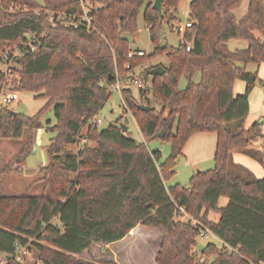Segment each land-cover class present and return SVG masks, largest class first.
Returning <instances> with one entry per match:
<instances>
[{"label":"trees","instance_id":"16d2710c","mask_svg":"<svg viewBox=\"0 0 264 264\" xmlns=\"http://www.w3.org/2000/svg\"><path fill=\"white\" fill-rule=\"evenodd\" d=\"M85 1L92 5L90 27L79 19L76 27L49 21V13L80 18L78 0H42L41 5L0 0V65L4 48L22 50L24 43L37 39L38 50L23 49L13 72L20 90L47 101L32 117L1 107L0 140H19L27 131L32 139L43 128V111L52 109L55 119L53 126L47 122L46 131L54 136L41 179L49 192L0 195V264H22L18 250L28 246L37 251L36 264H115L78 256L95 244L121 241L137 226L159 231L156 264H205L200 259L212 256L210 264H264V178L256 179L232 158L239 153L264 163V152L255 144L264 137L259 124L245 128L249 94L261 83L247 67L264 63V0H249L240 19L234 12L243 0H191L177 47L160 45L159 37L165 24L172 31L179 22L183 0H162V17L152 8L153 0ZM141 11L154 52L129 57L124 35H137ZM231 40L245 42L246 48L229 51ZM160 54L166 55L169 67H162L161 76L147 70L151 87L141 88L140 94L143 98L150 92L162 111L139 110L127 89L121 95L147 141L165 132L158 138L171 145L165 160L119 126L99 129L92 122L110 99L109 87L123 79L124 67L128 73ZM4 77L0 71V93ZM182 78L186 87L179 89ZM236 81L245 84L242 94L233 93ZM197 134L215 135L214 168L194 173L187 189L178 184L167 188L186 144ZM220 198L228 200L225 207L218 206ZM179 208L189 219H183ZM209 212L219 216L217 222L208 219ZM193 219L223 246L208 242L197 250Z\"/></svg>","mask_w":264,"mask_h":264},{"label":"rangeland","instance_id":"374dc122","mask_svg":"<svg viewBox=\"0 0 264 264\" xmlns=\"http://www.w3.org/2000/svg\"><path fill=\"white\" fill-rule=\"evenodd\" d=\"M35 1L39 5L42 4V0ZM190 1L191 0H183L179 3L177 14L179 22L172 24V31L171 29H168L166 24L163 26V30L159 37L160 45L177 47L182 41V32H179L180 34H178L177 29L179 27L184 28L187 22L188 5ZM86 3L88 9H90L92 5L88 1H86ZM248 3L249 0H243L240 8L234 12L236 19H240L246 13ZM40 10L41 9H36L35 11L39 12ZM137 30V35L133 37L124 35L130 42V53H132V55L134 54L133 56H136L139 51L144 52L147 56L152 54L154 52V46L143 21V11L140 12L137 19ZM256 34L258 33L256 32ZM227 47L229 51L241 50L246 48V43L239 40H231L227 43ZM8 49L9 48H4L2 53ZM14 49L16 50L17 48ZM14 67L15 69L18 68L17 65H14ZM157 67H169V62L165 54H160L147 60L136 68H133L128 73L125 71L127 69L126 65L123 69L124 73L121 74L123 79L116 82L117 84L119 83L120 91L115 89L116 85L109 87V91L111 92L110 99L105 103L96 119L100 121V124L98 125L99 129H105L109 126H119V124L125 125L127 127L126 131L132 139L138 143H145L150 152L159 151L162 160H165L171 153V145L169 141L161 139L147 141L138 129L132 111L125 108L121 95L123 93L121 90L127 89L131 92L138 105L150 107L157 112H161L162 105L152 98L151 93L148 92L146 96L141 98L140 89L133 82L134 79L140 80L143 83V88L150 90L152 78L151 76L146 75L145 72L151 69L154 70ZM255 69L256 66L254 65H249L247 67L248 72H253ZM4 78L5 82L2 91L9 89L18 94V101L7 105L13 113L32 117L44 108L47 102L45 99H37L34 97V93L20 90L21 84L19 77L14 74V72H12L10 76H5ZM186 83L187 82L184 78L180 79L178 88L184 89ZM250 94L252 107L250 116L245 124L248 126L253 123H258L259 134L264 136V92L259 84H257ZM3 106L4 105H2L0 101V108ZM48 121L50 122L49 126L55 124L52 109L43 111L40 117V123L43 128L34 132V137L32 139H30V133L27 131L23 133L24 135L19 140H0V195L38 196L49 192L44 189V183L41 181L44 176L42 170L48 163L46 148L50 139L54 136L53 133L46 131ZM85 132L86 130L83 129L82 133L85 134ZM83 144L84 141H81L78 147L81 149ZM255 144L256 146L261 147L264 152V137H258ZM67 148L69 150H76L75 147ZM196 165H188L185 158L181 157L178 160L175 174L172 178L166 181V187L168 188L178 184L180 187L187 189L194 173H197L200 170L202 172L212 170L214 168V161L204 160ZM222 202L225 203L226 198H223L220 203ZM210 217L211 219L217 218L213 212H210ZM187 218L188 215L183 217L184 220ZM194 221L202 226L199 221L194 219L192 220V224ZM52 223L57 224L58 220L54 219ZM215 240V238L210 237L208 241L204 242V244L209 242L220 247ZM160 243L161 237L157 229L142 227V229L131 233L130 236L126 237L121 242L118 241V243L116 242L115 244L109 245L101 243L95 244L88 251L80 254L78 258L94 263L156 264L155 260L160 249ZM198 243L200 242L198 241ZM37 256V251L33 246L24 247L18 250V260L22 262V264H36ZM198 257L201 258L200 255H198ZM2 258L3 256L0 255V262L2 261ZM213 259L214 256L206 259L201 258L200 260L204 261L205 264H210Z\"/></svg>","mask_w":264,"mask_h":264},{"label":"crops","instance_id":"0c3cea01","mask_svg":"<svg viewBox=\"0 0 264 264\" xmlns=\"http://www.w3.org/2000/svg\"><path fill=\"white\" fill-rule=\"evenodd\" d=\"M254 34L256 37H261L259 34H256V32H254ZM254 71L257 72L258 78L261 81V83H258V84L264 92V63H262L259 67H256V69ZM244 90H245V84L243 82L236 81L234 83L233 93L235 95L242 94L244 92ZM248 101H249V113H248L247 118L245 119V123H246L248 117L250 116V112H251V107H252L251 106V102H252L251 101V94H249ZM250 126L251 125L247 126L245 124L246 129L249 128ZM215 142H216V138H215V135H213V134H197V135H194L192 138H190V140L188 141V143L186 144V146L183 150L186 163L188 165H191V164L196 165V164H199L200 162H202L204 160H213V153L215 150ZM232 158H233V162L235 164L241 165L244 168H246L256 179L264 178V163H260L257 160H254L250 157H247V156L239 154V153H233ZM222 199L223 198H220L218 201L219 207H225L228 203L227 199H226L225 203L224 202L220 203ZM215 215L217 216V218L215 217L216 219H211L210 212H209L208 213V219L212 222H217L219 216L217 214H215ZM139 229H142V227L141 226L135 227L133 230H131L129 232V234L126 237L130 236V234L132 232H135ZM207 234H208V240L210 237L215 238L216 239L215 241L218 243V245L220 247L223 246L222 241H220L218 238L214 237L209 231H207ZM124 239H122L121 241H123ZM208 240H206V241H208ZM121 241H119V242H121ZM198 241H199V238H198ZM112 244H115V243H112ZM160 244H159V246H160ZM199 244H202L204 246V243H199Z\"/></svg>","mask_w":264,"mask_h":264},{"label":"built area","instance_id":"2783aa9c","mask_svg":"<svg viewBox=\"0 0 264 264\" xmlns=\"http://www.w3.org/2000/svg\"><path fill=\"white\" fill-rule=\"evenodd\" d=\"M78 2L80 4V6L82 8V12H83L82 15L80 16V18H76L74 16H70L67 14L49 13L48 14L49 21L51 23H54L56 21H61L65 25H73L74 27H76L77 26L76 20L79 19V21L84 22L86 26L90 27L91 23H90V18H88V14H87L88 10H89L87 7V3L85 0H78ZM189 26H190V24L186 25V27H189ZM183 30H184V28H181V27H179L177 29L178 32H183ZM31 39L32 40H29L27 43L23 44V49L29 51L30 53H35L38 50L39 45L35 44V41H37V39H34V38H31ZM186 49H187V51H189L190 47L187 46ZM22 50H20L18 48L16 50L15 49L14 50L8 49L4 53H2V63L0 65V71L2 72V74L4 76H10V74L13 72V70L15 69L14 65H17L15 59L21 55ZM133 55H132V53H129L128 56L132 57ZM137 55L142 56L143 52L139 51V52H137ZM134 83L137 85V87L139 89L144 87L143 83L140 80H135ZM115 89L120 91L119 83L116 84ZM0 101H1V104L4 106L10 105L11 103L18 101V94L12 92L9 89H5L4 91H2L0 93ZM92 122H94L97 126L100 124V121L97 119L93 120ZM179 212L181 214H184V216H187L182 208H179ZM187 219H189V217ZM193 225L198 229L199 242L204 243L208 239V234H207L206 229L195 221L193 222Z\"/></svg>","mask_w":264,"mask_h":264},{"label":"water","instance_id":"95a60500","mask_svg":"<svg viewBox=\"0 0 264 264\" xmlns=\"http://www.w3.org/2000/svg\"><path fill=\"white\" fill-rule=\"evenodd\" d=\"M152 8L158 13V15L160 17H162V0H154L153 4H152ZM153 73L156 76H161L164 73V69L162 67H157V68H155L153 70ZM137 108L139 110H142V111H147L148 110V107L141 106V105H138ZM119 127L121 128L122 132H125L127 130V127L125 125H123V124H120ZM163 137H165V132L161 130V131L155 133L151 137V140H155V139L163 138ZM35 148H36V146H35ZM199 172L200 171H198L197 173H199ZM197 250L202 251L203 250V245L202 244H198Z\"/></svg>","mask_w":264,"mask_h":264}]
</instances>
